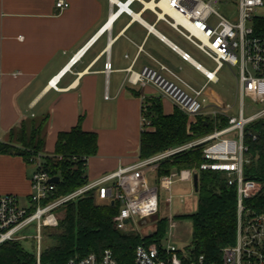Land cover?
<instances>
[{"label":"crops","instance_id":"obj_1","mask_svg":"<svg viewBox=\"0 0 264 264\" xmlns=\"http://www.w3.org/2000/svg\"><path fill=\"white\" fill-rule=\"evenodd\" d=\"M56 1L0 0V138L9 141L23 121L47 117L44 151L53 153L59 132L81 118L84 130L98 134V151L86 163L90 180L140 157L143 103L159 97L165 113L177 107L153 84L130 82L129 70L163 64L166 76L177 80L173 72L185 80L183 62H200L170 35L169 28H175L159 16L156 0H66L69 5L63 9ZM126 1L129 9L122 7ZM63 68L67 70L60 75ZM52 78L56 85H49ZM202 94L207 113L230 103ZM202 115L215 128L225 123L220 124L221 115ZM33 169L21 154L0 153V193H15L26 201ZM147 176L154 183L158 171Z\"/></svg>","mask_w":264,"mask_h":264},{"label":"built area","instance_id":"obj_2","mask_svg":"<svg viewBox=\"0 0 264 264\" xmlns=\"http://www.w3.org/2000/svg\"><path fill=\"white\" fill-rule=\"evenodd\" d=\"M155 1V0H153ZM221 0H156L159 16L165 19L180 34L185 36L214 61L213 70L201 68L207 82L196 88L171 72L175 79L163 73L168 68L161 64L159 69L143 66L140 70H129L128 80L134 84H153L162 96L169 98L184 111L190 120L208 114L217 119L225 118V123L198 138L158 151L147 157L105 172L94 179H88L81 186L63 194H57L54 175L45 168L42 153L33 160L31 176L32 191L26 203L15 193H0V245L8 240L26 238L24 229L35 224L37 251L33 264H53L42 260V227L58 224V208L70 200L91 192L100 204L117 205L113 216L117 229H126L129 221L133 229H139V220L159 211L160 191L168 192L166 200L174 198L173 184L177 180H189L194 185L196 170L223 172L228 182L235 185L237 193V225L235 241L221 249L220 260L209 259L204 254L192 256L189 250L179 248L174 241V216H168L170 232L161 241L142 242L136 246L133 264H264V203L258 200L262 190L261 182L246 176V166L252 161L247 135L256 139L250 126L264 119V37L255 36L251 21L264 8V0H236L238 16L231 19L215 6ZM163 2V5L161 4ZM56 5L66 8L69 2L57 0ZM128 8V1L122 4ZM171 11H174L173 14ZM84 48L74 54L68 67L74 64ZM183 52L185 59H190ZM224 65L236 66L237 95L239 106L234 113V104L215 105L209 113L200 100L203 89L209 81H217V72ZM67 68H63L60 75ZM49 85H56L54 78ZM246 99L259 107L255 110L246 106ZM148 105L142 104V126L151 127L147 115ZM203 144V160L197 168L172 169L157 176L154 183L148 179L149 171H156L160 163L176 152ZM113 201V204L111 203ZM143 235V234H142ZM144 236V235H143ZM66 264H120L112 249L101 253L91 251L83 256L70 257Z\"/></svg>","mask_w":264,"mask_h":264},{"label":"trees","instance_id":"obj_3","mask_svg":"<svg viewBox=\"0 0 264 264\" xmlns=\"http://www.w3.org/2000/svg\"><path fill=\"white\" fill-rule=\"evenodd\" d=\"M264 9V8H263ZM262 9V10H263ZM254 15L251 24L254 35L264 37V11ZM147 115L151 127H143L140 135V157L150 156L158 151L198 138L211 130L214 124L209 117L197 116L190 120L179 107L172 113H165L159 97L146 101ZM47 117L30 123L23 121L13 131V138H0V153L21 154L26 162L33 165L38 153L51 175L59 176L57 194L67 193L88 178L86 163L88 157L98 151V134L84 130L79 122L70 130L58 134L53 153L44 151V127ZM225 122L222 118L221 125ZM250 127L258 132L256 139L247 135L252 161L246 166L247 177L262 184L258 200L264 203V119L255 121ZM203 160V144L176 152L164 159L157 171L158 176L172 169L197 168ZM198 173V208L189 216L193 224L192 240L187 250L191 255L204 254L209 259L220 260L222 247L235 241L237 214V193L235 185L220 171L196 170ZM194 186V185H193ZM64 216L55 230L50 232V242L42 250V260L53 264H66L70 257L83 256L91 251L101 253L112 249L120 264H133L136 246L142 242L161 241L168 224V218L157 221L152 236H143L138 230L117 229L113 216L117 205L97 204L91 192L63 205ZM36 253L27 251L18 240H8L0 245V264H33Z\"/></svg>","mask_w":264,"mask_h":264},{"label":"rangeland","instance_id":"obj_4","mask_svg":"<svg viewBox=\"0 0 264 264\" xmlns=\"http://www.w3.org/2000/svg\"><path fill=\"white\" fill-rule=\"evenodd\" d=\"M216 8L231 19H235L238 16V8L236 0H221L215 4ZM264 11V9L262 10ZM170 35L186 50L193 58L200 62L204 67L209 70H213L215 67V61L197 45L191 42L182 34L178 33L175 29L169 28ZM180 73L182 77L187 80L194 87L199 88L206 80V76L201 70L197 69L189 62H183ZM237 72L238 68L236 66L224 65L218 71L219 81L208 82L203 90L201 98H208L209 100H219L223 99L230 104H234L232 112H236L239 106L238 95H237ZM246 106L250 109L255 110L259 107L257 104H252L249 99H246ZM215 128V124L213 129ZM155 175V173L153 174ZM153 183V182H151ZM174 198L171 202L166 200L168 192L165 190L160 191V207L159 211L148 217V221L144 224H138L140 232L146 233L149 228L155 227V224L160 218H165L170 215L174 216L177 226L174 228V241L175 244L183 249L187 250L192 240L193 224L189 216L198 208V192L194 189V186L189 180H177L173 184ZM25 200H22L23 203ZM97 203V202H96ZM100 204V203H97ZM101 205V204H100ZM58 212V223L60 219L64 216L65 207L61 206L57 210ZM133 222L129 221L127 223L126 230L132 231ZM58 226H44L42 227V239L40 241L41 249L43 250L45 246L50 242L49 234L55 227ZM170 232L169 223L165 227L164 238L168 236ZM37 233L35 224L29 225L24 229L23 234L26 238L18 239L22 246L31 253H36L37 251V239L34 237Z\"/></svg>","mask_w":264,"mask_h":264},{"label":"water","instance_id":"obj_5","mask_svg":"<svg viewBox=\"0 0 264 264\" xmlns=\"http://www.w3.org/2000/svg\"><path fill=\"white\" fill-rule=\"evenodd\" d=\"M250 129H251L254 133H257V134H258L257 130H255L253 127H250ZM51 180L54 181V182H58V181L60 180V177H59V176H54V177L51 178ZM194 187H195V189L198 188V173H197V172L194 173ZM111 203L113 204V201H112ZM148 217H149V216H144L143 218H141V219L139 220V224H144V223H146V222L148 221ZM156 229H157V224H155V227L149 228V229H148V232L143 233V235H144V236H145V235L152 236V235L154 234V232L156 231Z\"/></svg>","mask_w":264,"mask_h":264},{"label":"bare ground","instance_id":"obj_6","mask_svg":"<svg viewBox=\"0 0 264 264\" xmlns=\"http://www.w3.org/2000/svg\"><path fill=\"white\" fill-rule=\"evenodd\" d=\"M152 5H153V3H151ZM162 5H163V2L161 3ZM173 14H175V12L174 11H171ZM190 57V56H189ZM201 68H203V69H206L205 67H202L201 66Z\"/></svg>","mask_w":264,"mask_h":264}]
</instances>
